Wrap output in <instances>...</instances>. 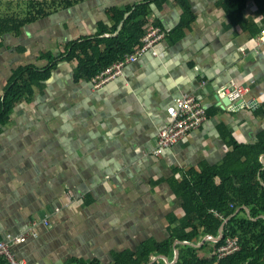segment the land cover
<instances>
[{"label": "crops", "instance_id": "obj_1", "mask_svg": "<svg viewBox=\"0 0 264 264\" xmlns=\"http://www.w3.org/2000/svg\"><path fill=\"white\" fill-rule=\"evenodd\" d=\"M138 1L87 0L0 39V98L20 67H53L0 123V241L33 230L12 246L27 264H112L115 253L165 241L168 214L183 216L174 210L171 181L220 165L230 150L228 132L253 144L264 130V116L255 113L264 103V44L230 26L222 0H187L195 19L180 31L177 0L153 6L149 17L166 30L155 54L140 56L99 87L75 80L76 62L64 60L65 44L97 35L101 22L111 25V6ZM233 85L246 91L224 104L217 89ZM187 93L203 101L208 119L154 154L159 131L171 120L168 109ZM220 235L192 243H207L201 258L211 256L218 241L210 238Z\"/></svg>", "mask_w": 264, "mask_h": 264}, {"label": "trees", "instance_id": "obj_2", "mask_svg": "<svg viewBox=\"0 0 264 264\" xmlns=\"http://www.w3.org/2000/svg\"><path fill=\"white\" fill-rule=\"evenodd\" d=\"M85 1L0 0V39L7 34L19 35L24 26ZM165 1L142 0L134 5L113 7L108 12L111 25L101 22L97 35L65 44L64 60L76 62L75 80H92L141 47L144 26L153 13V6L159 8ZM177 1L183 8L177 29L180 31L192 24L195 15L187 0ZM221 6L231 27L249 31L252 38L260 34L264 26V0H222ZM127 12L131 13L119 30ZM41 56L42 59L52 57L51 53H42ZM52 68L40 70L26 66L14 72L0 98V123L4 124L10 118L16 102L32 95L33 86L47 79ZM255 113L264 116V103L255 109ZM227 145L230 150L220 165L189 170L180 182L171 181L176 203L174 210L181 208L183 216L177 217L173 210L168 214L167 239L163 242L148 240L135 251L115 253L112 264H170L176 250L179 255L174 264H264V130L253 144L238 143L228 132ZM225 219L223 237L214 244L210 257L201 258L200 251L207 243L201 248L192 243L199 244L201 235L218 237ZM234 238L238 239L240 250L218 260V249ZM176 241L179 244L175 246ZM156 257L159 258L153 261ZM71 263L102 264L81 260ZM0 264L8 263L0 259Z\"/></svg>", "mask_w": 264, "mask_h": 264}, {"label": "built area", "instance_id": "obj_3", "mask_svg": "<svg viewBox=\"0 0 264 264\" xmlns=\"http://www.w3.org/2000/svg\"><path fill=\"white\" fill-rule=\"evenodd\" d=\"M145 34L142 37L141 47L135 49L132 54L126 56L123 60L114 63L112 66L102 71L99 75L89 80L96 86H102L107 82L121 77L125 67L148 52L155 54L154 47L166 37V30L155 23L152 17L148 16L147 24L144 26ZM258 43L264 44V27H262L257 39ZM242 52H245L244 47H241ZM246 88L241 85L222 86L217 89L220 96L227 95L230 98H238L242 96ZM236 106H241L237 104ZM170 116L169 124L161 129L158 134L157 146L155 153L162 155L164 150L170 149L179 144L184 138L188 137L192 132L201 128L202 124L208 119L207 110L201 99L192 93H187L178 97L175 105L168 109ZM35 235L33 230H27L24 234L15 237H10L9 242L0 241V259L5 260L8 264H27L17 258L12 251V246L24 243L30 236ZM221 238V237H220ZM219 238V239H220ZM214 241L219 239L210 238ZM238 239H228L226 243L218 249L217 259H224L240 250ZM164 260L165 257H163Z\"/></svg>", "mask_w": 264, "mask_h": 264}, {"label": "water", "instance_id": "obj_4", "mask_svg": "<svg viewBox=\"0 0 264 264\" xmlns=\"http://www.w3.org/2000/svg\"><path fill=\"white\" fill-rule=\"evenodd\" d=\"M142 0H139L138 2H136V3H140ZM81 4H78L77 6H80ZM116 6H118V5H113V6H111V7H116ZM130 13L131 12H127L126 13V16H125V19L122 21V23H121V25H120V28H119V30L122 28V26L124 25V23H125V20H126V18L130 15ZM55 14L56 13H52V14H50L49 15V18H52L53 16H55ZM27 26V25H26ZM26 26H24L23 28H26ZM218 94V93H217ZM222 98V99H221ZM218 99L221 101V102H223L224 104H229V103H231L234 99H236L235 97L234 98H230V97H228L227 95H225V96H222V97H220V95L218 96ZM264 185V184H263ZM226 221H227V219L223 222V224H222V226H221V228H220V230H221V235H220V237L222 238L223 237V229H224V224L226 223ZM220 238V239H221ZM176 244H179V242L177 241L176 242ZM178 255H179V252H178V250L176 251V258H175V261L173 262V263H171V264H174L175 262H176V260H178ZM160 257V256H159ZM159 257H156V258H154V260L153 261H155V260H157ZM160 258H163L162 256L160 257ZM166 259V258H165Z\"/></svg>", "mask_w": 264, "mask_h": 264}]
</instances>
